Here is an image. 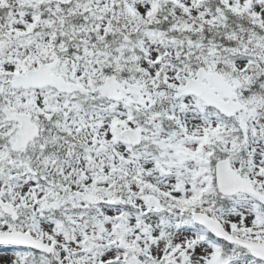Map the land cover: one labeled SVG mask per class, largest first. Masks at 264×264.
<instances>
[{
    "label": "snow or ice",
    "instance_id": "snow-or-ice-1",
    "mask_svg": "<svg viewBox=\"0 0 264 264\" xmlns=\"http://www.w3.org/2000/svg\"><path fill=\"white\" fill-rule=\"evenodd\" d=\"M0 264H264V0H0Z\"/></svg>",
    "mask_w": 264,
    "mask_h": 264
}]
</instances>
